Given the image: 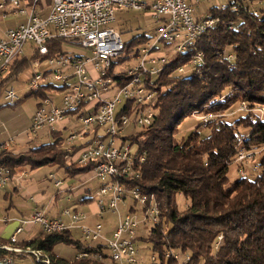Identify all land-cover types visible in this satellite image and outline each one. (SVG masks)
<instances>
[{
	"label": "trees",
	"instance_id": "trees-1",
	"mask_svg": "<svg viewBox=\"0 0 264 264\" xmlns=\"http://www.w3.org/2000/svg\"><path fill=\"white\" fill-rule=\"evenodd\" d=\"M255 3L234 0L223 10L211 9L209 16L218 18V23L184 54L175 53L165 42L154 49L165 52L169 63L160 74L144 78L146 86L156 92L153 120L131 136L121 137L124 142L130 140L134 168L140 175L121 181L153 197L160 211L147 237L136 238L146 243L145 250L156 260L137 264H177L168 254L181 256L178 264H264V115L258 113L264 109V7L263 2L260 8ZM149 39L141 35L127 42L126 57L114 63L111 75L116 67L137 57V52L131 54L133 48ZM64 44L53 41L51 56L60 53ZM198 53L203 63L191 67ZM228 54L235 56V62L224 60ZM36 57L17 59L3 86L28 69ZM181 67L187 70L185 75L178 72ZM114 75L122 85L130 80L125 72ZM53 89L59 91L44 88L25 98H47ZM242 105L247 110L238 111ZM196 114L213 118L207 124L196 119L198 124L190 134L179 140V127ZM204 129L209 131L206 137L201 134ZM52 136L51 143L24 152L1 149L0 166L14 175L19 167L35 170L54 165L68 180L93 174L97 162L78 165L66 159L64 139L55 131ZM81 148V144L73 147L71 155ZM241 154L245 158L237 162ZM256 158L259 161L254 163ZM233 166L238 168L236 180L229 176ZM179 197L185 199L183 208L178 206ZM87 242L75 240L70 230L41 232L17 243L0 237V264H6V257L19 264L26 259L5 246L42 251L50 264H111L104 243ZM56 243L75 247V258L56 255ZM82 253L86 256L79 258Z\"/></svg>",
	"mask_w": 264,
	"mask_h": 264
},
{
	"label": "built area",
	"instance_id": "built-area-1",
	"mask_svg": "<svg viewBox=\"0 0 264 264\" xmlns=\"http://www.w3.org/2000/svg\"><path fill=\"white\" fill-rule=\"evenodd\" d=\"M49 1L47 4L48 0H8L0 4V9H3L10 3L15 13H27L28 16L25 24L7 30L0 37L1 99L11 106L24 100L11 82L5 86L3 83L13 63L26 56L24 49L30 45V58L37 57L31 61L30 75L25 76L23 81L28 83L31 93L44 88L59 89H53L47 98L39 101L30 131L37 135L45 128L52 130L54 125L65 123L73 114L77 115L85 133L79 143L75 134L67 138L65 158L78 165L97 162L93 176L101 181L98 198L95 200L99 207L98 214L103 215L106 211L118 214L119 204L131 197L135 203L146 205V220L148 218L152 224H156L160 211L154 198H147L140 190L130 188L126 182L121 181L123 177H140L134 168L133 148L123 142L118 147L116 142L131 123L142 128L153 120L156 92L146 86L144 78L146 75L160 74L169 63L165 52L155 53L158 43L171 44L175 53L184 54L219 19L211 16L196 19L191 0ZM42 10H47V13L43 14L40 12ZM233 10L238 11L237 7H233ZM119 11H148L153 18L162 20L163 25L157 29L158 41L154 45L147 43L142 50L137 51V67L120 71L125 61L111 75L114 63L125 58L127 52L126 43L114 28ZM56 40L90 50V54L69 55L63 46L60 53L51 56L50 44ZM203 59L202 53H198L190 66L201 65ZM224 60L235 62V56L225 55ZM116 70L118 73L125 72L130 80L122 85L114 75L117 74ZM186 71L181 67L178 72L184 74ZM57 98L60 99L59 104L55 103ZM258 113L264 115V109L259 108ZM199 117L203 124L213 118L212 115ZM12 144L13 142L7 141L1 144V149L11 150ZM79 144L82 148L71 155L72 148ZM240 157L244 159L245 155L241 154ZM12 176L9 169L0 166V190L11 185ZM55 185L61 187L62 182L56 181ZM7 220L0 219L3 223ZM85 220V215L76 208H66L55 218L48 217L44 209H38L29 218L20 221L21 226L16 229L10 241L17 243L26 226H40L46 234L77 228L81 230L84 241L105 243L111 256V264H137L140 261L136 247L140 226L131 213L120 221L110 240L104 239L106 236L101 224L89 228L81 225L85 224ZM2 248L23 257H31L34 264H50L42 251L9 246ZM85 256L84 253L78 254L79 258ZM167 257H173L178 263L182 261V257L176 254H168ZM150 260L155 261L156 256L152 255ZM3 262L19 264L12 257H6Z\"/></svg>",
	"mask_w": 264,
	"mask_h": 264
},
{
	"label": "rangeland",
	"instance_id": "rangeland-1",
	"mask_svg": "<svg viewBox=\"0 0 264 264\" xmlns=\"http://www.w3.org/2000/svg\"><path fill=\"white\" fill-rule=\"evenodd\" d=\"M6 0H0V4L4 3ZM232 0H209L202 2L199 6L195 8L194 16L195 18H202L206 15V13H209V10L213 7L220 6L218 2H225L229 3ZM255 4L253 6H256L257 8L261 7V3L263 2L264 7V0H255ZM11 4H7L5 6V10L10 12ZM4 10L0 9V14H3ZM4 21H0V34L5 29H15L14 23L11 22V19H15L18 21L19 17H14L12 14H8ZM115 27L116 30L121 34L122 40L127 43L131 41L133 38L141 35H145L149 37L148 44L154 45L158 41L157 36V29L163 25V21H159L153 16H151V12H141V11H119L117 13V19H116ZM147 43H141L140 45L133 48V52L131 53L132 56L139 50H142L143 47H145ZM157 47L160 49L163 47V42H159ZM25 55L27 58H30L32 53L30 50V45H27L25 47ZM64 50L69 55L73 56H86L90 54V50L83 49L81 47L75 46L72 43H66L64 44ZM156 50L155 53H159ZM163 52V51H162ZM149 63H147V66ZM139 65V59L137 57H133L129 60H127L122 68H120V71H128L129 69H133ZM32 67L29 66L28 69L24 70L20 75L16 76L15 79L11 82L12 85L15 87V89L18 91L21 98H24V101H22L20 104H17L15 106L7 105L3 100L1 99V93L2 89H0V150H1V144L11 141L13 142L15 140V144H12L13 151L18 150H25V149H33L40 147L41 145L51 143L54 139L52 136V132H57V135L64 139V144H66L67 138H69L71 135L75 134L77 135V142H80V138H82V134L85 133L84 126L82 122L77 120V115H72L68 122L63 126L61 124H57L53 126V129L45 128L41 130L37 135L33 134L30 130L33 125V118L37 109V104L41 100V98H25L31 93V88L29 87L28 83L26 81H23V78L27 75H30ZM186 73L182 74L185 75ZM60 99L57 98L55 103L59 104ZM247 110V107L245 105H242L238 111H245ZM237 111V110H236ZM233 111V112H236ZM231 114V113H230ZM201 115L196 114L192 115L191 117L186 118L184 123L179 127V140H182L183 138H186L191 130L194 129V127L198 124V120H200ZM198 119V120H196ZM141 127L135 125L134 123H131L124 131V134L122 137H129L133 134V132H136ZM201 134L203 137H206L209 135V131L204 129L201 131ZM122 142L124 145H129L130 140L127 139L125 142L122 141V138H119L116 142V145L119 147ZM243 160L241 157H239L237 162H240ZM259 159L256 158L254 160V163L258 162ZM249 163H252V160H250ZM229 176L231 180H236L239 178L238 174V168L236 166H233L230 168ZM240 169V167H239ZM29 174H31V179L28 183H32L37 185V188L35 190V193L37 196H44V200L42 204H45L48 206L49 209H51V212H47L50 216H55L57 213L64 211L66 208H74V206L81 202L84 195L81 196H74V194H68L67 189L69 185H72L73 188L80 187L79 183L75 180H68L65 179V172L63 170H57L56 167L53 166H44L37 168L35 170H30L28 168ZM51 176H54V178H51ZM255 175H250L249 178H254ZM96 179V180H95ZM92 182L93 185L96 186V184L100 183L101 181L97 178H95ZM56 181H61L64 183V186L62 187H56L55 183ZM63 190V191H61ZM1 192V191H0ZM96 191L92 190L90 193V197L94 198L96 197ZM57 195V198H56ZM186 202L185 199L182 197L178 198V206L179 208H183L185 206ZM131 208H134V211H131ZM47 211V210H46ZM77 211L81 213L82 215L86 216V210L82 207H78ZM137 218L139 222V229H138V237L144 238L147 237L149 234V231L151 229V226L153 225L150 220H146V205L142 206L140 203H135L131 197H128L125 199L124 202H121L119 204V213L114 214L110 211L104 212V214L101 216V218L93 221V223H81V225H86L89 228L96 227L97 224H101L103 226L104 230V239L110 240L112 237L113 232L115 229L119 226L120 221L124 219L128 214H130ZM29 218V217H28ZM15 226L13 223H8V226L5 229L4 237L7 239H10L11 234L14 231ZM113 229V230H112ZM33 231L30 233L29 238H33L34 236L39 235L42 232V228L40 226H35ZM112 230V231H111ZM71 235L75 240H80L83 243L85 242L82 239L81 230L80 229H72ZM87 242V241H86ZM89 243V242H87ZM92 243V242H91ZM105 244V243H104ZM146 243L142 242L140 239L136 240V247L138 249V257L140 261L144 262H150V258L152 256L151 252L148 250H145ZM54 253L58 255L59 257L67 260H71L75 258L76 254L78 253L76 248L72 245H68L66 243H56L54 246ZM27 258V257H26ZM29 263V262H28ZM27 263V264H28Z\"/></svg>",
	"mask_w": 264,
	"mask_h": 264
},
{
	"label": "crops",
	"instance_id": "crops-1",
	"mask_svg": "<svg viewBox=\"0 0 264 264\" xmlns=\"http://www.w3.org/2000/svg\"><path fill=\"white\" fill-rule=\"evenodd\" d=\"M8 1V0H6ZM204 1H209V0H191V3L194 6V10L197 6H199L202 2ZM234 0L230 1L229 3H225V2H218L220 3L217 7H213V8H220L223 6H228L230 3H232ZM50 1L48 0L49 4ZM9 4V3H7ZM211 8V9H213ZM211 9L209 10V13L202 17V18H198V19H203L207 16H209ZM2 10H4L3 14H0V21H4L6 18H8V14H12L14 15V17H19L21 19H19L18 21H16V18L11 19V22H15L14 26L15 27H19L22 24H25L28 16L27 13H15L11 7L10 12H8L7 10H5V8H3ZM43 14L47 13V10H42L40 11ZM11 29V28H9ZM9 29H5L2 31V33L0 34V37H2L4 35V33L9 30ZM70 119H68L67 121H65V123H61V125H65L66 122H68ZM15 144V140L13 141V145ZM28 149L25 150H18L16 151V153L19 152H24ZM24 172H26L27 174L24 175ZM94 174L90 173V174H83L80 176H77L75 181L79 183L80 187L78 188H73L72 185H69L68 189L66 190L68 194H74V196H81L84 195L83 199L81 200L80 203L76 204L74 206V208H78V207H82L83 209L85 208L86 210V220L85 223H93V221L101 218L102 215L98 214L99 213V207L97 205V202L95 200H97L98 198V191L100 188V183L98 181V183L95 185H93V181L95 179V177L93 176ZM31 174H29L28 172V168L26 166L23 167H19L18 169H16L14 175L12 176V181H11V185L9 187H7L6 189L0 190V219H8L7 222L3 223L0 221V237L6 240H10L4 237V233H5V229L8 226V223H13L15 226H13L15 229L13 231V233L11 234L10 238L13 236V234L15 233L16 229H18L21 226L20 221L28 218L29 216H31L36 210L38 209H44L46 212H51V209L48 208V206H46L45 204H42L43 200H44V194L40 197L37 196L35 193V190L37 188L36 184L32 183H28L29 180L31 179ZM96 180V179H95ZM62 186H64V183H62ZM61 186V187H62ZM60 188V187H59ZM92 190L96 191V197L92 198L90 197V193L92 192ZM63 191V190H61ZM57 198V195H56ZM61 213V212H60ZM59 212L57 213V215L60 214ZM57 215H55L57 217ZM55 216H50L48 215V217L50 218H55ZM35 226H26L23 233L20 235V241H29L32 240L33 238H35L36 236H34L33 238H29L28 235H30V233L33 231L32 229H34ZM113 230V229H112ZM111 230V231H112ZM104 232V230H103ZM111 234V233H109ZM108 233L105 234L106 236L109 235ZM32 258L31 257H27L26 259H24L22 261L23 264H33L32 263Z\"/></svg>",
	"mask_w": 264,
	"mask_h": 264
}]
</instances>
